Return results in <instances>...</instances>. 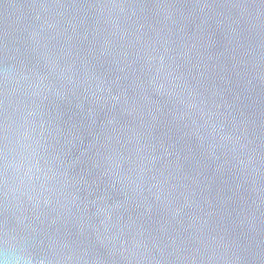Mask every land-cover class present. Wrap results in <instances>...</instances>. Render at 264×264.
Listing matches in <instances>:
<instances>
[{
  "label": "water",
  "instance_id": "95a60500",
  "mask_svg": "<svg viewBox=\"0 0 264 264\" xmlns=\"http://www.w3.org/2000/svg\"><path fill=\"white\" fill-rule=\"evenodd\" d=\"M0 264H264V0H0Z\"/></svg>",
  "mask_w": 264,
  "mask_h": 264
}]
</instances>
